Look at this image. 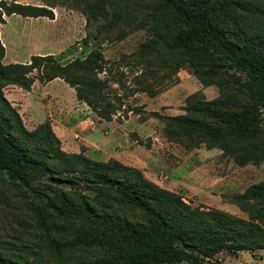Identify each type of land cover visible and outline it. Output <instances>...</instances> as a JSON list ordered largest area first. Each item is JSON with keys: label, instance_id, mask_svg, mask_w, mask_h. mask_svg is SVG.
<instances>
[{"label": "trees", "instance_id": "trees-1", "mask_svg": "<svg viewBox=\"0 0 264 264\" xmlns=\"http://www.w3.org/2000/svg\"><path fill=\"white\" fill-rule=\"evenodd\" d=\"M71 1L88 23L103 17L102 32L149 26L152 35L139 49L143 62L163 70L190 66L218 87L217 98L191 101L185 114L153 113L166 123L169 141L220 148L241 165L264 160V0ZM13 14L55 18L49 6L0 0V24ZM84 44L92 47L87 56L66 64L53 54L5 63L0 38V185L24 201L31 197L38 242L37 249L0 252V264H41L43 251L49 264H211L223 251L264 250V181L232 196L247 213L240 217L194 206L118 159L64 150L50 120L27 128L5 87L30 90L37 79L62 78L98 116L113 119L118 108L97 76L102 42L87 36Z\"/></svg>", "mask_w": 264, "mask_h": 264}, {"label": "rangeland", "instance_id": "rangeland-1", "mask_svg": "<svg viewBox=\"0 0 264 264\" xmlns=\"http://www.w3.org/2000/svg\"><path fill=\"white\" fill-rule=\"evenodd\" d=\"M17 1L52 7L55 18L7 16L6 23L0 24V38L6 48L5 63H26L33 55L46 54L55 55L62 64L76 58L84 59L92 49L91 45L84 44L85 37L94 39L97 36L105 57L103 69L97 72V76L105 80V95L118 108L112 119L115 124L107 123L106 126L115 138L119 137L121 144L124 143L118 147L123 154L119 160L129 165L127 162L131 158H125L130 153L128 148L136 147L132 150L136 167L159 186L179 193L194 206L247 217V213L233 202L232 196L243 193L251 184L264 181V160L258 164L241 165L235 156L220 148L208 149L205 145L187 148L182 143L169 141L165 136L166 123L153 115L155 112L185 114L184 108L191 101L217 98L220 92L215 84H204L190 66L163 70L143 62L139 58V49L152 35L147 25H120L106 33L101 28L106 22L103 17L88 23L87 13L71 0H60V3L56 0ZM85 1L79 0V3ZM38 73L35 70L33 75ZM11 85L5 87L8 99L14 92L10 88H16ZM70 87L65 81H55L49 87L41 86L36 96L41 101L48 94L67 99L72 96ZM65 119H59L61 125L66 124ZM81 150L97 160H109L103 152L88 153L86 147ZM24 199L15 189L0 185V252L3 254L12 255L24 244H28L29 249L38 248L27 208L31 197L27 201ZM29 256L34 257L33 254ZM41 257V264L51 263L44 251ZM207 263L264 264V250L223 251Z\"/></svg>", "mask_w": 264, "mask_h": 264}, {"label": "crops", "instance_id": "crops-1", "mask_svg": "<svg viewBox=\"0 0 264 264\" xmlns=\"http://www.w3.org/2000/svg\"><path fill=\"white\" fill-rule=\"evenodd\" d=\"M60 80L64 81L62 78H56L50 82L42 83L37 79L30 90L12 84L11 86H16V88H10L14 92L9 99L18 108L26 125L30 126L31 129L46 120H50L66 150L80 152L81 147H86L88 153L103 152L108 155L109 159L121 160L120 157H123V154L118 149L121 140L119 137L115 138L112 135V130L110 131L109 127L106 126L107 123H115L112 120L107 121L99 118L89 109L87 103L81 102L77 98L74 88L70 87L72 96L67 99L54 97L51 94L46 95L43 98L44 101L37 98L36 95L41 86L49 87L55 81ZM88 109L89 111H87ZM63 118H67L65 119L66 124L61 125L59 119L63 120ZM100 128L101 130H99ZM134 148L137 149L131 146L128 148L130 153L125 158H131L129 159L130 162L127 163L136 167L138 165L135 163V153L132 151ZM118 153L119 155H117Z\"/></svg>", "mask_w": 264, "mask_h": 264}]
</instances>
